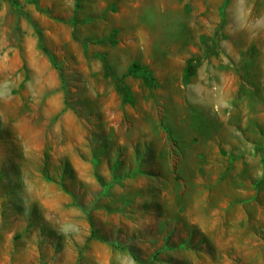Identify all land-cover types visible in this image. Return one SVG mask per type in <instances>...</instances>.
Masks as SVG:
<instances>
[{"label":"rangeland","instance_id":"1","mask_svg":"<svg viewBox=\"0 0 264 264\" xmlns=\"http://www.w3.org/2000/svg\"><path fill=\"white\" fill-rule=\"evenodd\" d=\"M0 34V264H264V0H0Z\"/></svg>","mask_w":264,"mask_h":264},{"label":"crops","instance_id":"2","mask_svg":"<svg viewBox=\"0 0 264 264\" xmlns=\"http://www.w3.org/2000/svg\"><path fill=\"white\" fill-rule=\"evenodd\" d=\"M23 47L20 50H15L13 47H9L7 41H5L4 37H1L0 34V83L1 82H5V80L8 79V77L11 75L12 71H17L19 70V68L22 66V64L25 62H27V67H32L33 66V60L31 59L32 56V45H31V40H30V36L24 38L23 40ZM20 51V52H19ZM48 65L46 62H44L43 64H40V70L38 75H44L47 72H49L48 70ZM47 73V74H48ZM20 76V73H19ZM52 76V75H51ZM37 86H35V93H37L38 97L41 98L43 97V95L46 94V92L48 91V87L47 85L45 87L41 86L40 84H36ZM38 87H40L41 91H38ZM7 93L6 88L4 87H0V95L5 96V94ZM22 93H29L28 90H23ZM42 99V98H41ZM1 100V99H0ZM9 97L2 99L1 101H8ZM29 264H37V261L35 260V258L32 257L31 262H29Z\"/></svg>","mask_w":264,"mask_h":264},{"label":"trees","instance_id":"3","mask_svg":"<svg viewBox=\"0 0 264 264\" xmlns=\"http://www.w3.org/2000/svg\"><path fill=\"white\" fill-rule=\"evenodd\" d=\"M194 62H195V61L193 60V61H191V62L189 63V65H190L192 68H195ZM104 68L107 69V66H106L105 63H104ZM116 81H117V80H116ZM117 91H118L119 93L121 92L119 86L117 87ZM134 258H135L136 261H139V259H138L137 257L134 256Z\"/></svg>","mask_w":264,"mask_h":264}]
</instances>
